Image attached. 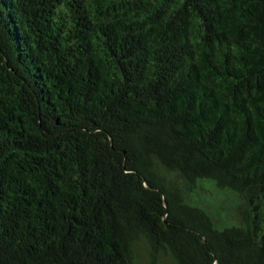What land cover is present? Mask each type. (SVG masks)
<instances>
[{
	"label": "trees",
	"instance_id": "16d2710c",
	"mask_svg": "<svg viewBox=\"0 0 264 264\" xmlns=\"http://www.w3.org/2000/svg\"><path fill=\"white\" fill-rule=\"evenodd\" d=\"M167 263L264 264V0H0V264Z\"/></svg>",
	"mask_w": 264,
	"mask_h": 264
},
{
	"label": "rangeland",
	"instance_id": "374dc122",
	"mask_svg": "<svg viewBox=\"0 0 264 264\" xmlns=\"http://www.w3.org/2000/svg\"><path fill=\"white\" fill-rule=\"evenodd\" d=\"M217 202H218V206H221L224 210H227L229 208V205L227 203L221 201H217Z\"/></svg>",
	"mask_w": 264,
	"mask_h": 264
}]
</instances>
